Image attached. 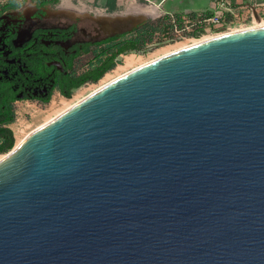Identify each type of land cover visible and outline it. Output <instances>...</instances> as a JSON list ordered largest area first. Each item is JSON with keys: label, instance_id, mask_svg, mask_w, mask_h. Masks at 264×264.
Wrapping results in <instances>:
<instances>
[{"label": "water", "instance_id": "95a60500", "mask_svg": "<svg viewBox=\"0 0 264 264\" xmlns=\"http://www.w3.org/2000/svg\"><path fill=\"white\" fill-rule=\"evenodd\" d=\"M0 161V264H264V27L93 92Z\"/></svg>", "mask_w": 264, "mask_h": 264}, {"label": "flooded vegetation", "instance_id": "af4514ba", "mask_svg": "<svg viewBox=\"0 0 264 264\" xmlns=\"http://www.w3.org/2000/svg\"><path fill=\"white\" fill-rule=\"evenodd\" d=\"M3 1L7 4L0 7V103L15 108L20 101L48 103L56 93L64 96L62 89L67 91L73 74L92 67H76L91 47L107 45L108 50L111 39L123 40L145 24L133 23L127 31L115 30L118 34L103 39V28L110 24L102 25L99 16L81 14L71 7L56 13L49 10L62 0H29L23 5Z\"/></svg>", "mask_w": 264, "mask_h": 264}, {"label": "rangeland", "instance_id": "374dc122", "mask_svg": "<svg viewBox=\"0 0 264 264\" xmlns=\"http://www.w3.org/2000/svg\"><path fill=\"white\" fill-rule=\"evenodd\" d=\"M27 1L29 0H12L10 4L23 5ZM222 3L228 8V11L224 12L221 17L223 22L222 25L202 30L205 33L210 34L214 32L224 34L228 31V28L242 30L256 26L257 21H264V0H62L61 4H56L57 6L49 10L55 11L56 13L63 11L61 9L68 10L70 6L81 14L89 13L99 16L102 25H104V23L110 24V27L103 28V39L118 34L119 32L123 33L127 31L131 28L133 23L148 22L156 24L159 29L152 35L151 39H149L146 47L139 52L132 51L121 55L118 65L111 70L112 72L110 71L107 73L113 74V71L119 66L122 67L124 71L128 70L129 72L136 67L134 65L130 66L125 64V58L128 55L136 54L135 56H142L143 60H148L153 57L154 54H158L164 49H173L178 45L188 43L192 39L189 36H187L186 39H181L173 35L171 21L175 19L179 26L185 25V21L188 18L209 10L217 11V6ZM1 4L6 6L7 3L0 0V7H3ZM159 20H162L161 23H159ZM125 22H127L126 25ZM115 30L118 31V33L114 32ZM90 49L91 52L77 60L76 67L78 69L87 70L91 67L100 56L107 52V45H96ZM103 79L97 83H89L74 90L71 98L80 90L82 93L86 94L87 97V94L97 87ZM57 98L63 99L65 97L56 93L48 103L35 100L18 102L15 108L17 112L16 119L9 126L14 132L15 145L18 139L26 137L41 125H44L58 116L57 114L59 110H61V107L53 105ZM7 153H9V151L2 155Z\"/></svg>", "mask_w": 264, "mask_h": 264}, {"label": "trees", "instance_id": "16d2710c", "mask_svg": "<svg viewBox=\"0 0 264 264\" xmlns=\"http://www.w3.org/2000/svg\"><path fill=\"white\" fill-rule=\"evenodd\" d=\"M60 0H44L43 3H55ZM162 20H159L161 23ZM159 27L154 23H145L127 34L123 40L117 38L111 39V45L105 54L100 56L92 67L80 74L74 73L72 84L67 87V91L62 89L65 97L71 98L73 91L87 83H97L105 75L113 70L119 63V57L128 52L142 51L152 35L158 31ZM126 35V36H127ZM16 119V109L13 104L0 103V154L13 149L15 145V136L13 130L9 127L11 122Z\"/></svg>", "mask_w": 264, "mask_h": 264}, {"label": "bare ground", "instance_id": "6f19581e", "mask_svg": "<svg viewBox=\"0 0 264 264\" xmlns=\"http://www.w3.org/2000/svg\"><path fill=\"white\" fill-rule=\"evenodd\" d=\"M67 7V6H66ZM70 7V6H69ZM145 11V10H144ZM151 11V10H150ZM146 12V11H145ZM151 12H153V11H151ZM256 21V20H255ZM255 23V22H254ZM260 27H264V21L262 22V21H257V25L256 26H254V28H260ZM249 28V27H248ZM251 28H253V27H251ZM235 31H238V30H234V31H231V32H235ZM231 32H228V33H231ZM224 34H226V33H224ZM220 35H222V34H220ZM216 36H219V35H205V36H202L201 38H199V39H192L191 41H189L188 43H186V44H182V45H178V46H176V47H174L173 49H164L162 52H160V53H158V54H154V56L153 57H151L150 59H148V60H143L142 59V56L141 57H138V56H135V55H128V56H126V58H125V64L126 65H134V66H136V67H134L132 70H134V69H136V68H139V67H141V66H143V65H145V64H148V63H150V62H152V61H155V60H157V59H159V58H162V57H164V56H167V55H169V54H171V53H173V52H176V51H178V50H181V49H183V48H185V47H188V46H190V45H193V44H197V43H200V42H204V41H207V40H210V39H212V38H215ZM149 56V55H148ZM147 57V56H146ZM121 69H122V67H118L115 71H113V74L112 73H110V74H107V76L102 80V82L97 86V87H95L94 89H92V91H90L88 94L90 95V94H92L93 92H95V91H97V90H99V89H101L102 87H104V86H106L107 84H109L110 82H112V81H114V80H116V79H118V78H120V77H122L123 75H125L126 73H128L129 71L127 70V71H124L123 69H122V71H121ZM126 69H128V68H126ZM112 72V71H111ZM88 94H87V96H88ZM84 98H86V94H84V93H82L81 92V90L80 91H78L74 96H73V98H71V99H68V98H63V99H56L55 101H54V103H53V105H55L56 107L57 106H59V107H61L60 109L61 110H59V112H58V116L59 115H61L62 113H64V112H66L67 110H69V109H71L72 107H74L77 103H79L80 101H82ZM56 112V111H55ZM53 116V115H52ZM57 117V116H56ZM55 117V118H56ZM51 119V118H50ZM54 119V118H53ZM52 119V120H53ZM51 121V120H50ZM46 124V123H45ZM42 126V125H41ZM40 126V127H41ZM39 128V127H38ZM36 130V129H35ZM33 132V131H32ZM18 135H20V134H18ZM18 137V136H17ZM26 137H23V138H20V139H18V141H17V143H16V145H15V149L14 150H16L21 144H22V142L24 141V139H25ZM7 155L5 154V155H0V161L1 160H3L5 157H6Z\"/></svg>", "mask_w": 264, "mask_h": 264}, {"label": "built area", "instance_id": "2783aa9c", "mask_svg": "<svg viewBox=\"0 0 264 264\" xmlns=\"http://www.w3.org/2000/svg\"><path fill=\"white\" fill-rule=\"evenodd\" d=\"M228 11V8L224 3L217 6V11H205L202 14H198L197 16H192L185 21V25L179 26L176 23V20H172L171 28L172 33L177 38L186 39L189 36L192 39H199L205 35H215L222 33H214L211 32L205 33L202 30H206V28H213L222 25V15L224 12ZM234 29L228 28V31H232ZM236 30V29H235ZM225 32V33H226ZM191 39V40H192ZM17 113V112H16Z\"/></svg>", "mask_w": 264, "mask_h": 264}, {"label": "crops", "instance_id": "0c3cea01", "mask_svg": "<svg viewBox=\"0 0 264 264\" xmlns=\"http://www.w3.org/2000/svg\"><path fill=\"white\" fill-rule=\"evenodd\" d=\"M142 16V15H141Z\"/></svg>", "mask_w": 264, "mask_h": 264}]
</instances>
